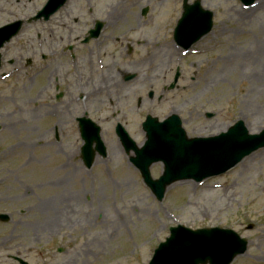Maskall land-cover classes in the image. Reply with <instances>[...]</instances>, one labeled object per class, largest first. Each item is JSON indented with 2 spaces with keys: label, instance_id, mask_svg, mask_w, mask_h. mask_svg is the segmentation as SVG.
<instances>
[{
  "label": "rangeland",
  "instance_id": "374dc122",
  "mask_svg": "<svg viewBox=\"0 0 264 264\" xmlns=\"http://www.w3.org/2000/svg\"><path fill=\"white\" fill-rule=\"evenodd\" d=\"M88 1L89 5H83L82 0H71V21L64 19L63 25L74 29L61 28L62 40H69L67 36L71 40L82 39L99 21L103 26L108 25L106 29L103 27L99 40H150L151 45L147 47L151 52L154 44L161 46L172 40L183 6V0H103L108 2L107 7L98 6L102 0ZM193 1L187 0V3ZM200 2L214 18L211 33L194 49L197 54L181 57L172 53L178 57L170 59L166 53L161 66L157 67L154 60L155 69L167 68V61L172 60L176 61L174 66H180L194 78L196 88L190 91L194 96L174 105L180 107L177 115L181 116L189 139L206 138L204 133L229 128L239 120L246 128L252 126L249 134H258L264 129L261 109L264 108V79L257 75L256 63L257 55H264V0L257 1L251 11L242 9L237 0ZM143 10H147L146 15L141 17ZM93 14L96 21L92 19ZM116 14L117 26L112 27ZM4 19L0 16V24ZM121 68L124 73L132 71L127 66ZM141 93L134 91L130 97ZM28 96L7 86L0 89V214L10 216L8 222H0V264H17L11 259L17 256L28 264H148L158 244L167 238L169 227L175 225L191 230L213 226L234 228L250 244L247 256L236 258V262L264 260V155L239 172L232 170L200 185L184 184V189L170 188L160 203L139 183L135 174L124 168L120 169L121 173L117 169L118 172L108 177L120 182L118 185L114 181L109 184L107 175L96 171L92 186L82 170L83 174L79 173L76 179L83 180L84 188H72L65 183L64 174L65 171L75 177L76 174L72 167L65 171L61 167L66 158L56 157L57 149L33 147V144H45L42 139L47 138L49 143V136L45 131L38 137L30 130L34 119H42L43 115L41 111L33 112L36 103L31 102V93ZM151 106L150 116L161 117L170 111L168 104L155 107L152 102ZM122 110L135 123L138 132L134 135L141 139L143 134L137 127L146 111L138 113L134 108L131 114L128 107ZM106 112L103 109L100 116ZM206 113L215 117L206 119ZM191 118L196 120L190 123ZM152 172L156 177L159 169ZM49 182L63 188L58 190L63 192L62 195L58 192L63 202L55 204V209L63 208L56 227L41 223L44 214L34 210L35 204L46 200L48 195L43 190ZM118 213L123 218L120 225L113 221L119 218ZM52 216L50 212L44 217ZM249 223L256 225V230L244 232L243 227ZM35 229L44 230L42 233L51 238L37 237L41 242L35 243L32 235L42 234ZM52 229L58 232H50Z\"/></svg>",
  "mask_w": 264,
  "mask_h": 264
},
{
  "label": "flooded vegetation",
  "instance_id": "af4514ba",
  "mask_svg": "<svg viewBox=\"0 0 264 264\" xmlns=\"http://www.w3.org/2000/svg\"><path fill=\"white\" fill-rule=\"evenodd\" d=\"M33 2L36 5L34 10L38 11L46 0H0V13H27L32 11ZM35 14L36 12L31 16ZM63 19L64 16L58 18L59 21ZM44 24H47L48 28L42 29L43 41L38 40L39 36L35 33V36L30 38L32 42L28 47L2 49L0 69L14 71L15 75L26 77L28 84L22 83V88L27 87L34 93L33 99L41 100L46 108L66 114L77 111L76 118L68 117L65 119L68 121L62 122L65 127L61 128L60 133L57 128L54 130L56 136L60 134L66 140L75 139L78 142L77 158L73 159V163H76L73 167L74 173L85 168V158L82 155L85 131L83 132L79 125L86 120L101 126L100 136L110 148L104 159L95 155L90 171L118 172L117 169L123 168L125 152L117 139V130L121 127L127 132L130 122L123 115L119 117L114 115L110 122L105 120L100 123V113L102 109L110 108L118 110L120 114L119 108H132L133 103L138 108L149 107L151 100L154 99L150 96L149 62L153 59L152 62L155 63L156 59L157 67L161 66L159 58L162 55L159 45L153 43L155 48L151 52L150 47H147V44L152 42L150 40H52L53 17L48 21L39 20L28 28L36 32L37 27ZM22 52H25V56ZM119 61L122 62V67L127 66L133 72L124 73L122 69L119 70ZM155 68L156 65L153 69L155 72L153 81L161 90L156 101L169 104L181 101L182 73L180 72L178 83L170 94H166L167 82L169 84L173 80L175 72ZM134 91H141L144 94L143 98L132 101L130 94ZM103 160L111 164L101 166ZM82 181L78 178L74 183L82 187ZM89 183L95 185L94 181ZM43 231L41 230V233ZM34 237L50 235L42 233L34 234ZM40 242L39 239L36 240V243Z\"/></svg>",
  "mask_w": 264,
  "mask_h": 264
},
{
  "label": "water",
  "instance_id": "95a60500",
  "mask_svg": "<svg viewBox=\"0 0 264 264\" xmlns=\"http://www.w3.org/2000/svg\"><path fill=\"white\" fill-rule=\"evenodd\" d=\"M250 4L253 0H245ZM199 4L186 7L185 15L176 30L175 40L185 49L206 35L212 27V15L202 12ZM149 137L160 138L162 131L150 125ZM176 137L177 146L171 161L167 162L165 175L156 184L150 182L147 167H141L147 184L162 198L164 189L177 180L192 179L196 182L225 173L237 165L243 158L264 147V131L260 136H247L241 123L231 129L224 142L215 140L186 141L181 131ZM168 137V136H165ZM162 159L160 156L156 160ZM168 159V158H166ZM220 230H203L188 232L181 228L172 229L171 237L160 245L150 264H199L207 261L221 263L230 262L235 256L243 254L244 242H235V235ZM237 240V239H236Z\"/></svg>",
  "mask_w": 264,
  "mask_h": 264
},
{
  "label": "bare ground",
  "instance_id": "6f19581e",
  "mask_svg": "<svg viewBox=\"0 0 264 264\" xmlns=\"http://www.w3.org/2000/svg\"><path fill=\"white\" fill-rule=\"evenodd\" d=\"M104 3H102V6H103ZM104 5H108V2ZM259 5V4H258ZM252 10V9H251ZM249 10V11H251ZM264 52V51H263ZM257 55V52L255 53ZM252 59V56L248 57V60L250 61ZM256 63L259 65V73H257V75H261L262 79H264V55L262 54L261 57H259L257 55V58H256ZM262 109V112L264 110V108H261ZM43 121L44 120H36L34 121L32 124L33 126L31 127V131L35 134H41L43 135V130H44V125H43ZM249 128H252V126L250 125V127L248 126L247 129L249 131H252L250 130ZM227 129V127H222V128H218L216 130H213L214 132H211V133H204V137H212V136H216L218 134H221L223 133L225 130ZM264 155V151L263 152H259V153H256L255 155H251L249 157H247L246 159H244L239 165H238V172L242 169L245 168V166H249L253 163V161ZM76 157V154H73V158ZM66 176V180L64 179V181H67V184L68 186H71L72 188H74V186L71 184V179H70V176H68L67 174L65 175ZM74 185L76 183L72 182ZM45 190H43V192H45L48 196L46 198V200L42 203H40L38 206H37V210L40 212V213H52L53 216L52 217H44L42 216V218L44 219L43 222L41 223H45L47 225H49L50 227L53 226V227H56L57 224H59V221H61V218H62V212H63V208H61L60 210H57L55 209V204L57 203V201H60L61 203L63 202L62 200V196L59 197V195H62L63 192H59V188L54 184V183H47L45 184ZM63 188L60 189V191L62 190ZM69 189V187H68ZM67 191V190H66ZM58 192H59V195H58ZM84 192V191H83ZM81 198H78L77 200L80 201ZM43 208V210H42ZM122 211V209L120 210ZM39 213V214H40ZM117 216L119 218H117L116 220H113L114 223H118L119 222V225L123 223V218L120 216V214L118 213ZM38 233H41V229L38 230V229H35ZM53 230V233H56L57 232V229H52Z\"/></svg>",
  "mask_w": 264,
  "mask_h": 264
}]
</instances>
